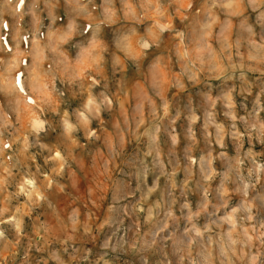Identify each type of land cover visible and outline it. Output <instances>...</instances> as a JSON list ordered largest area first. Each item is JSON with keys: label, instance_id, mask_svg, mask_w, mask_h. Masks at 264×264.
<instances>
[{"label": "rangeland", "instance_id": "rangeland-1", "mask_svg": "<svg viewBox=\"0 0 264 264\" xmlns=\"http://www.w3.org/2000/svg\"><path fill=\"white\" fill-rule=\"evenodd\" d=\"M30 3L21 0L20 7L26 11ZM262 11L264 6L255 11L247 7L239 14L229 7V0H59L38 19L8 11L0 14V58L10 60L16 69L20 101L19 111H11L0 94L9 120L5 126L0 114V230L6 236L0 240V264H181V255L183 264L193 260L200 264L206 250L211 252V264H264V244L256 239L264 233V168L253 177L254 187L248 188L246 198L232 191L236 185H228L227 202L216 209L222 227L212 229L211 242L205 236L183 253H176L167 237L175 233L186 247L188 222L169 220L167 228L154 236L163 227L164 212L149 222L146 209L161 198L159 189L148 194L158 173L149 172L146 184L139 178L145 165L152 167L151 105L162 113L165 102L171 117L180 113L172 127L178 134L182 167L189 105L201 117L194 126L193 154L199 158L205 150L201 106L206 98L215 105L216 122L226 130L236 118L232 135L219 141L216 129H211L212 155L225 152L229 164L242 159L245 177L253 160L264 165V138L255 132L246 135L241 120H254L257 112L264 120V110H259L264 108V63L250 58L254 45L264 43L258 23ZM248 27L255 33L251 38ZM222 36L233 53L231 63L240 67L229 68V61L219 56L203 62L206 55L219 51ZM53 57L64 66V78L55 81L64 95L45 92L44 103L26 80L30 71L53 68ZM241 72L251 84L250 94H241ZM233 86L236 91L229 94ZM101 93L110 101V110L101 106L93 117L87 102L99 103ZM230 101L235 110L226 116ZM138 105L143 106L139 123V117L132 118ZM65 118L77 125L75 132L65 131ZM40 121L47 123L36 144ZM159 140L167 153L170 138L161 131ZM212 166L225 170L219 158ZM196 173L198 178V169ZM184 178L180 171L177 184ZM218 184L219 178L212 181L213 188ZM159 185L166 186L165 178ZM175 194L179 199L173 211L180 217L184 197L179 188ZM187 201L197 211L200 193H189ZM246 202L252 204V219L243 228L249 230L252 246L241 251L237 245L234 254L222 255L217 241L234 224L241 230L239 209ZM217 203L212 198V204ZM138 204L145 211L136 215L133 209ZM206 223L201 215L198 227Z\"/></svg>", "mask_w": 264, "mask_h": 264}, {"label": "clouds", "instance_id": "clouds-1", "mask_svg": "<svg viewBox=\"0 0 264 264\" xmlns=\"http://www.w3.org/2000/svg\"><path fill=\"white\" fill-rule=\"evenodd\" d=\"M25 2H27V0H25ZM58 2L59 0H31L30 5L25 11L20 7L21 0H0V14L8 11L13 14H17L20 17L24 15H31L33 18L38 19L41 13L45 11L50 12V10L54 8ZM108 2H111V0H108ZM122 2H124V0H122ZM262 6H264V0H229V7L237 9L239 14H242L243 10L247 7H250L253 9V11H255L260 9ZM258 23L262 29L261 40L264 41V11L260 12ZM247 31L249 33V38L255 35L250 27L247 28ZM219 43V51L210 56L206 55L203 62L208 63L210 59L214 61L215 57L219 56L229 61V68L240 67V65H233L231 63V57L233 53L228 48V45L224 42L223 36L219 40ZM145 47H147V45H145ZM254 49L255 51L250 54V58L256 59L259 63H264V43H261L258 46L254 45ZM48 51H52V49L49 48ZM236 55H239L238 51ZM241 60H243V57H241ZM52 62L54 64L53 68L41 70L39 72L30 71L28 74V79L26 80V84L41 95L44 103L48 102L47 99L44 98L45 92H55L56 95L60 97L64 95L62 91H59L55 87V81L58 78H64V66L55 57L52 58ZM36 68L39 69L40 65H36ZM15 71L16 69L10 60L0 58V94H3L6 97L7 108L14 112L19 111L20 104V101L17 98L18 89L15 87V80L13 76ZM233 78L234 77H228V79ZM238 79L241 81V94L245 92L250 94L251 84L246 79L243 72H241ZM235 91L236 88L234 86L228 89L229 94ZM158 94L159 93L157 92V95ZM149 103L151 105V101H149ZM87 104L92 106L90 109V114L93 117L96 116L97 111L101 108V106L110 110V101L103 93L100 95L99 103H97L95 99H89ZM201 107L204 111L202 137L205 144V150L202 152L199 158H196L193 154L197 145V137L194 126L197 121L201 119V117L197 114L196 109L189 105L186 116L188 126L185 131V139L187 140V144L184 149L183 160L185 163L183 164V167L181 166L180 155L177 152V147L179 145L178 134L175 128L172 127V125L179 118L180 113L177 112L176 117H171L168 112V104L165 102L162 113L157 110L155 105H151L149 114L150 128L152 131L149 137L150 142L148 145V155L152 156V167L148 168L147 165H145V170L141 172L139 178L141 182L146 184L147 175L149 172L158 173L156 175V179L154 180L153 186L148 189V194L150 195L159 189L161 192V198L155 204L147 207V220L150 222L154 217L159 216L161 211L164 212L163 227H160L154 236L159 235L160 232H163L165 228H167L169 220L178 222L182 218L188 222V226L184 232V235L189 237V242L186 247L181 246L183 245V241L177 238L175 233H173L172 236L167 237V239L172 240L174 251L176 253L185 252L186 248L190 249L191 245L196 243L198 240L202 242L205 236H208L209 241L211 242L212 229L214 227H222V222L217 216L216 209L225 206L228 199V185H236L232 191L237 192L246 198L248 195V188L254 187L253 177L256 176L259 169L264 168V165H257L253 160V166L249 170L248 176L245 177L241 170V165L243 164L242 159L237 158L234 164H229L228 161L230 158L226 156L225 152H221L219 157L213 156V149L210 146L213 136L211 129H216L215 135L217 141H219L225 135H232L236 128V118L232 117L230 128L226 130L223 124L216 122L215 105L210 99L206 98L205 104ZM4 109L5 105L0 104V114H3L6 126L9 120L8 114ZM234 110L235 104L230 101L228 104V112H226L225 115L227 116L229 112H233ZM259 110H264V108H260ZM78 115H83V113H78ZM137 117H139L137 123H139L140 120H143L142 105L137 106L132 118L137 119ZM166 120L168 121L167 124L164 123ZM241 120L244 123L246 135L251 137L255 132L258 138H264V120L259 118L258 112L254 120L250 121L244 118H241ZM46 123L47 121H40L35 128L37 133V139L35 141L36 144L40 143L38 133L45 131L44 126ZM127 123L128 121L126 119L125 124ZM62 125L66 132L73 133L77 130V125L69 123L68 119L66 118L62 120ZM161 131H164L170 138V147L167 153L164 152L159 140V134ZM29 134H31V132ZM239 135L240 134L237 133V138H239ZM262 142H264V139H262ZM217 158L221 160L222 164H225L224 171H217L213 168V161ZM169 166L171 167V171L167 170ZM196 169H198L199 172L198 178H196ZM180 171L185 173V178L182 182L177 184L176 176ZM161 177L165 178L166 180V186L163 189H160L159 185V180ZM217 178H219V184L216 188H213L212 181ZM177 188L180 189V196L184 197V203L180 204V217H176L173 211V208L179 199V197H177L175 194ZM189 193H200L201 196L198 210L195 212L192 211L190 203L187 201V196ZM212 198L218 202L216 205L212 204ZM262 202H264V198H262ZM145 203H147V197H143L141 200V204ZM210 206L213 208V211L211 212L208 211ZM251 207L252 204L246 202L239 209L240 215L238 219L241 224L240 231L236 230L234 224L226 234L220 236L217 243H219L221 246L222 255L226 252H232L234 254L237 245L240 246L241 251H243V248L245 247L250 248L252 246V237L249 236V230L243 228V223L252 219L250 214ZM185 209L187 210V215L184 214ZM143 211H145V209L141 207L140 204L136 205L133 209V213L136 215ZM201 215H204L207 218V223L202 229L197 225V221ZM214 217L215 219H213ZM261 236H264V233H260L256 239L260 240L261 244H264V239H261ZM3 239H6V236L4 231L0 230V240ZM152 243H156L155 238H153ZM181 264H183L182 255ZM193 264H196L195 260H193ZM200 264H211L210 250H206L205 254H203V259ZM221 264H225V262L222 261Z\"/></svg>", "mask_w": 264, "mask_h": 264}]
</instances>
